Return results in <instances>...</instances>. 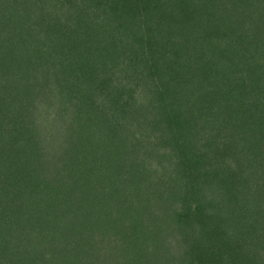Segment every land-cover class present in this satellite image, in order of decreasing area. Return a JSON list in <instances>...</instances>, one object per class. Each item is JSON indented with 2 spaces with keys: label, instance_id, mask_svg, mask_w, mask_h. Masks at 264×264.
<instances>
[{
  "label": "trees",
  "instance_id": "obj_1",
  "mask_svg": "<svg viewBox=\"0 0 264 264\" xmlns=\"http://www.w3.org/2000/svg\"><path fill=\"white\" fill-rule=\"evenodd\" d=\"M49 82L63 106L105 126L80 137L93 150L117 138L136 153H104L107 185L80 188L74 163L62 189L33 174L30 159L50 150L29 137L27 110H10L0 264H264V0H0V116L12 90L46 98ZM89 212L97 226L71 235ZM58 223L61 249L46 235ZM83 237L92 243L75 254Z\"/></svg>",
  "mask_w": 264,
  "mask_h": 264
},
{
  "label": "rangeland",
  "instance_id": "obj_2",
  "mask_svg": "<svg viewBox=\"0 0 264 264\" xmlns=\"http://www.w3.org/2000/svg\"><path fill=\"white\" fill-rule=\"evenodd\" d=\"M39 12L42 14H45L46 5H41L39 8ZM39 65H37L36 68H39L38 72L40 75L42 74L40 71L48 72L51 69V67H48V69H46V67L44 66V61L39 62ZM27 75L28 74L25 75L26 78H28L26 80L31 81V77H27ZM38 80L39 79H37V81ZM31 83H34V82L31 81ZM53 88L54 86L51 84V82H49L48 88L46 90V94H49L50 96L49 97L47 96L46 98H44L45 94H42L43 96L37 95V94L30 95V94H25L24 92L17 93V90L15 91L12 90V93L8 96L9 98L8 100L9 107L7 108L8 111L2 112L0 116V120L2 119L3 120L2 122H5L7 127H12V121L15 118L14 117L15 115L13 114L14 115L13 116L10 110L12 112H17L18 114L21 109L27 110L26 113H28L29 118H25V120H28V121L22 122V123L24 125V128H26L27 130L28 128L30 129L29 137L35 138L37 143H39V145H37L36 147L37 150H39L40 148L39 151H41V148L43 146H46L45 148H48L50 150L49 152L50 154H47L49 156V159L47 160V162L44 161L42 158L37 157V155H35L34 158L30 159V165H28L31 169H34L33 174L36 177L37 176L43 177V180L45 183L51 182L53 184H56V186L62 189H65L69 185V183L63 185L64 183L61 180V184H60V179L62 177L68 176V174H70L71 172L70 169L75 170V166H74V163H75L76 169L80 170L79 175L75 176L76 183L78 186H81L80 188L85 187V183L83 182L84 178H87V182L92 181L94 183L97 182L96 180L101 181V179L102 180L106 179V185H107V182L110 178L109 176H107L106 170H105L106 162H107L105 156L109 158L110 162L115 163L114 158H118V157L122 158L126 155H132L134 157L136 150L132 149L128 152V149L126 148L127 145H125L126 141H123V140L121 141V140H118L117 138L113 140L109 139V142H104V145L108 146V149H107L109 151L108 153H106L103 150H101L100 152L93 150L92 146L90 145V142L88 143L84 142L85 140L82 141L80 137L83 136V133L88 132V134H90L93 131L95 133V130L102 131V129H106L105 126L103 127L102 124H97V121H95V123H92V124H87V122H85V118L82 112H80L81 115L79 113L76 114L74 110L76 108L70 107L72 105H70L69 107L63 106V104L58 100V98L61 95H58V92H55ZM30 100L32 102H29ZM77 116H80L81 118H77ZM16 118L19 120V117H16ZM81 119H82V122L80 123ZM21 121H22V118H21ZM45 132H48L50 134V139L48 141L44 139L43 135L46 134ZM104 136L105 135L100 134L99 132V139H98L99 144L102 143L101 140L105 138ZM63 141H65V143H63ZM90 141L94 143L92 140ZM99 144L97 143V145ZM133 145H136V143L132 144V146ZM130 146L131 145H128L129 148ZM137 148L141 149L140 146ZM104 153H105V156H104ZM100 154H103L105 158V163L102 165L100 162L101 160H99L100 158L98 159V156ZM96 160H99V162L94 164ZM151 161H153V159ZM43 163H46V164H43ZM68 164H71V167H69ZM65 165H66L67 173L62 174V171L64 169L61 167L62 166L64 167ZM92 168H95L93 172L91 171ZM88 170L89 172H87ZM96 186H99L102 188V186H100L99 184H97ZM85 191H88V188ZM88 193H84L83 190L82 192H79V194L81 195V198L79 200L85 197L86 202L83 203L85 204V206H87V203L91 204ZM100 200L102 201L101 198ZM83 217H84V220L82 222H76L77 221L76 219V221H74V223L72 224L71 228L69 225H67V230L71 233V235H73L72 232L76 233L78 232L79 229L86 230V228L89 226L88 225L89 222L92 227L97 226V223H98V221L96 220L97 217L92 212H89V216H83ZM161 223H162L161 220L155 219V223L152 221L151 225L152 227H155L156 225V227L160 228ZM64 226L65 224L61 225L60 227V224L58 223V226L57 228H55V231L50 226H47L46 235H48V233L50 232L54 234L59 231L58 236H56L55 234L54 236L52 234V237H55V238L53 240L54 243L51 244L53 246L56 245V247H58L59 249L66 246V244L64 243H67L65 241L67 240V238H69L67 233L63 234V232L60 231V230H63L62 227ZM99 234H100V231L97 230L96 235H99ZM79 236H72V237L81 239V236L80 237ZM90 237H93V236L90 235ZM110 237L111 236H109V238ZM83 238H84V242L82 244L80 243L78 247H77V244L75 245V247H77L75 249V254H77V252L80 251L81 249H85L84 245L85 246L91 245L92 241L90 240V238H85V237ZM109 238H106L105 241L107 242ZM112 239H115V237H112ZM68 242L70 243L72 241L69 240ZM103 244L105 243H102V245ZM117 245L119 247L121 246L120 243ZM125 246H128V244ZM152 247L153 246H150V248ZM108 252L109 251L105 252L107 256L110 254ZM93 253L95 252H91V251L89 252L90 255ZM149 253H152V251H149ZM83 257L85 256L82 254L80 257L82 260L81 263H84L85 259H82ZM131 260L137 262L138 264H146V263L150 264L147 261L137 260L136 258H133V255L131 257ZM107 264H111V262L109 263L107 262Z\"/></svg>",
  "mask_w": 264,
  "mask_h": 264
}]
</instances>
